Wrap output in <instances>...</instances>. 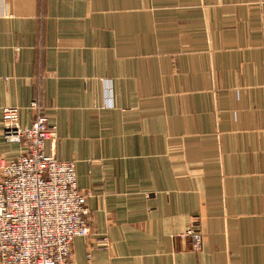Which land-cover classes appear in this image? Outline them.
Wrapping results in <instances>:
<instances>
[{
  "label": "crops",
  "instance_id": "obj_1",
  "mask_svg": "<svg viewBox=\"0 0 264 264\" xmlns=\"http://www.w3.org/2000/svg\"><path fill=\"white\" fill-rule=\"evenodd\" d=\"M34 101L92 193L73 264H264V0H0V159Z\"/></svg>",
  "mask_w": 264,
  "mask_h": 264
},
{
  "label": "built area",
  "instance_id": "obj_2",
  "mask_svg": "<svg viewBox=\"0 0 264 264\" xmlns=\"http://www.w3.org/2000/svg\"><path fill=\"white\" fill-rule=\"evenodd\" d=\"M30 109L35 116L29 127L22 125L19 108L3 109L4 140L24 151L13 160L0 159V264H73L74 241L92 234V193L80 189L75 161L48 153L58 133L40 102ZM182 237L202 250L204 236L195 222Z\"/></svg>",
  "mask_w": 264,
  "mask_h": 264
}]
</instances>
